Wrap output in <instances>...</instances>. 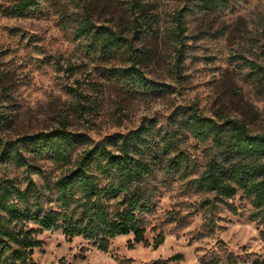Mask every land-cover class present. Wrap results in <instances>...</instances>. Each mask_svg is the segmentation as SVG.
Listing matches in <instances>:
<instances>
[{
  "label": "rangeland",
  "instance_id": "rangeland-1",
  "mask_svg": "<svg viewBox=\"0 0 264 264\" xmlns=\"http://www.w3.org/2000/svg\"><path fill=\"white\" fill-rule=\"evenodd\" d=\"M21 1L0 0L4 139L65 125L83 138L76 155L102 141L118 151L117 134L153 119L158 141L173 133L176 149L156 167V206L144 215L151 243L159 233L165 235L158 248L144 243L130 247L129 234L115 238L106 252L83 237L69 240L61 230L45 231L35 258L41 264H152L182 254L172 264H207L215 258L221 264H264L263 225L252 219L251 198L239 190L225 199L199 186L196 179L211 144L178 124L183 111L197 109L214 119L244 121L254 133L264 131V0H222L223 5L210 10L194 0H145L156 20L151 30L138 33L133 0H38L34 10L19 14L15 9ZM183 10L186 55L179 73V44L172 34ZM85 15L126 36V45L89 54L86 39L73 33L76 19ZM135 60L151 81L164 85L163 91H136L117 79L116 70ZM161 148L153 150L159 154ZM175 154L190 159L184 174L166 169L167 158ZM34 162L47 174H59L49 157ZM3 176L26 182L27 172L0 162ZM34 179L43 180L38 174ZM231 256L236 260L230 261Z\"/></svg>",
  "mask_w": 264,
  "mask_h": 264
},
{
  "label": "trees",
  "instance_id": "trees-1",
  "mask_svg": "<svg viewBox=\"0 0 264 264\" xmlns=\"http://www.w3.org/2000/svg\"><path fill=\"white\" fill-rule=\"evenodd\" d=\"M194 2L202 10L223 5L222 0ZM38 3V0H22L15 10L25 14ZM151 6L145 0H133L135 32L153 28L156 19L150 13ZM183 11L176 16L172 34L179 44L176 47L179 73L183 66L180 62H184L186 55ZM76 20L73 33L77 39H86L89 54L115 52L128 41L112 27L96 24L90 15ZM115 74L122 84L136 91L164 90L163 84L145 75L136 60L117 69ZM178 124L188 128L197 139L211 144L205 169L196 179L199 186L225 199L243 190L254 207L252 219L263 225L264 238V131L254 133L244 121L214 119L197 109L183 111ZM155 126L156 121L152 119L129 133L117 134L118 151L113 150L109 142L102 141L82 155L76 152L83 138L65 125L13 140L0 135V162L25 168L27 172L26 182L9 176L0 178V264H41L34 255L43 245L39 235L45 231L61 230L69 240L83 237L106 252L112 241L121 235L133 234L130 247L144 243L158 248L163 244L162 232L153 243L147 239L144 215L155 209L156 167L164 162V155L175 149L172 144L175 137L167 132L164 139L158 141ZM160 144L161 151L155 153L154 146ZM148 151H152L151 157ZM178 154L167 158L166 169L184 174L190 159ZM47 157L59 171L58 175L47 174L34 162V159ZM35 174L41 175L43 180L36 181ZM182 258V254H176L159 258L152 264H172ZM229 260L236 258L231 256ZM207 264H221V259L215 258Z\"/></svg>",
  "mask_w": 264,
  "mask_h": 264
}]
</instances>
